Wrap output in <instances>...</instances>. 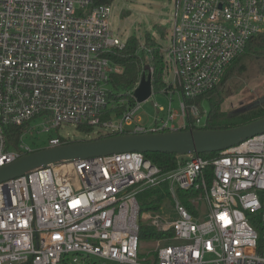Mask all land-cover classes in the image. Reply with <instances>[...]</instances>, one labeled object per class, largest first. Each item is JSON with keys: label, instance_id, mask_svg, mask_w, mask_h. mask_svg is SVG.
I'll use <instances>...</instances> for the list:
<instances>
[{"label": "built area", "instance_id": "obj_1", "mask_svg": "<svg viewBox=\"0 0 264 264\" xmlns=\"http://www.w3.org/2000/svg\"><path fill=\"white\" fill-rule=\"evenodd\" d=\"M113 2L0 0V167L72 141L53 135L33 149L23 137L34 131L74 125L110 136L204 127L208 110L196 100L264 31V0H175L171 45L162 47L165 75L173 74L160 91L168 106L154 101L153 122L144 124L143 102L110 89L112 75L123 70L113 54L126 44L110 27ZM14 127L21 128L17 143ZM162 184L170 198L161 210L143 211L139 194ZM184 191L193 193L191 209ZM140 220L165 232L146 257ZM93 257L102 264H264V133L213 158L178 154L169 171L133 151L0 182V264H87Z\"/></svg>", "mask_w": 264, "mask_h": 264}, {"label": "trees", "instance_id": "obj_2", "mask_svg": "<svg viewBox=\"0 0 264 264\" xmlns=\"http://www.w3.org/2000/svg\"><path fill=\"white\" fill-rule=\"evenodd\" d=\"M146 35L145 44L147 50L139 51V41L137 38L131 37L123 48H117L113 54V59L123 70L121 73L112 75L111 83L116 88L125 90L124 96L132 102L135 100L132 90L135 88L147 65L153 68L154 90L158 92L166 87V63L162 46L156 36H152L151 33ZM145 59L147 62H145ZM257 71L264 73V31L250 38L244 51L227 66L219 83L213 89L203 94L201 98L196 100L201 107V102L203 100H207L210 106L206 125L202 128H229L264 117V97L251 106L239 107L238 109L224 108L228 86H232L233 90L235 89L238 91L243 88L245 84L239 77H248L250 74ZM121 111H123V108L120 109V112ZM80 129L86 132L92 131V128L89 127H80ZM20 133L21 128H12L11 139L13 143H17ZM102 137H106V135L98 138ZM144 154L146 158L150 159L163 171H169L177 167L178 154L161 152H147ZM218 154L219 152L201 153L202 156L209 158L216 157ZM192 194V192H181L184 198L183 201L189 209H191L192 205L187 201V197ZM169 198L167 184L146 188L139 194V201L143 211L150 209L157 211L161 210V206ZM164 235L165 232L160 231L157 227L145 220H140V238L142 241L155 240ZM87 264L97 263H91V261L89 262V260H87Z\"/></svg>", "mask_w": 264, "mask_h": 264}, {"label": "water", "instance_id": "obj_3", "mask_svg": "<svg viewBox=\"0 0 264 264\" xmlns=\"http://www.w3.org/2000/svg\"><path fill=\"white\" fill-rule=\"evenodd\" d=\"M153 93V74L146 66L134 90L138 102H145ZM264 133V117L239 126L223 129L190 128L163 133L117 134L92 140L71 142L43 148L0 167V182L31 171L101 155L123 152H161L186 155L219 152Z\"/></svg>", "mask_w": 264, "mask_h": 264}, {"label": "rangeland", "instance_id": "obj_4", "mask_svg": "<svg viewBox=\"0 0 264 264\" xmlns=\"http://www.w3.org/2000/svg\"><path fill=\"white\" fill-rule=\"evenodd\" d=\"M176 13L175 0H114L110 16V27L120 38L121 42L127 43L131 37L137 38L139 42H145L146 34L151 33L152 36L157 37L160 45L167 49L171 45V35ZM181 14L182 10L180 11V16ZM145 62H147L146 59ZM239 79H242L245 84L238 91L233 90L232 86H228L225 95V109H238L239 107L251 106L264 97V73L257 71L248 77L243 76L239 77ZM172 81L173 74L166 73L165 82ZM110 86V89L116 95L125 94L126 92L125 90L116 88L112 83ZM154 101L159 102L165 107L168 106V97L164 93L160 91L154 93L152 97L142 103V108L139 111L144 124L151 123L152 117L156 115L153 106ZM172 101L173 109L178 110L180 103L178 93L174 95ZM201 105L209 112L210 106L207 100H203ZM115 122H117L116 119ZM177 123L179 124L180 121H177ZM104 132H106V129H101L100 127L92 128L91 132H86L74 125H68L51 134L46 132L38 133L37 131L28 133L23 137V144L33 149H39L45 147L49 137L53 135L69 136L72 141H86L96 139ZM199 209V218L204 219L208 213V208L203 201L200 202ZM156 242L155 240L143 241L140 244L141 257L148 256V253L154 249ZM93 259L97 264H102V260L98 257H93ZM107 263L115 264L113 262Z\"/></svg>", "mask_w": 264, "mask_h": 264}, {"label": "crops", "instance_id": "obj_5", "mask_svg": "<svg viewBox=\"0 0 264 264\" xmlns=\"http://www.w3.org/2000/svg\"><path fill=\"white\" fill-rule=\"evenodd\" d=\"M151 117H152V116H151ZM152 122H153V117H152ZM152 122H151V123H152ZM147 124H150V123H147Z\"/></svg>", "mask_w": 264, "mask_h": 264}]
</instances>
